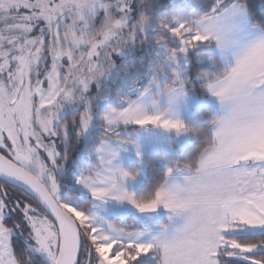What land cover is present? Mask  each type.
I'll return each mask as SVG.
<instances>
[{
    "label": "snow or ice",
    "instance_id": "6c2138e0",
    "mask_svg": "<svg viewBox=\"0 0 264 264\" xmlns=\"http://www.w3.org/2000/svg\"><path fill=\"white\" fill-rule=\"evenodd\" d=\"M0 264H264V0H0Z\"/></svg>",
    "mask_w": 264,
    "mask_h": 264
}]
</instances>
